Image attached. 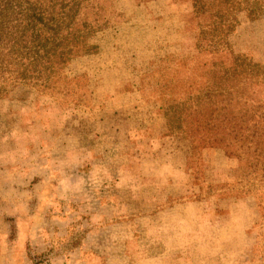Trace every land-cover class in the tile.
I'll return each mask as SVG.
<instances>
[{"label": "rangeland", "instance_id": "rangeland-1", "mask_svg": "<svg viewBox=\"0 0 264 264\" xmlns=\"http://www.w3.org/2000/svg\"><path fill=\"white\" fill-rule=\"evenodd\" d=\"M94 3L96 53L47 85L3 83L0 264H264V79L233 92L259 125L247 149H192L159 99L195 60L191 3ZM238 21L232 50L264 65V16Z\"/></svg>", "mask_w": 264, "mask_h": 264}, {"label": "trees", "instance_id": "trees-1", "mask_svg": "<svg viewBox=\"0 0 264 264\" xmlns=\"http://www.w3.org/2000/svg\"><path fill=\"white\" fill-rule=\"evenodd\" d=\"M187 1L192 6L189 25L194 23L195 60L187 67L185 79H171L160 87V111L168 132L187 137L192 149L216 146L236 155L251 145V133L259 125L253 110L233 108V92L247 81L263 80L264 65L248 64L234 53L229 39L239 15L250 21L264 16V0ZM94 2L0 0V94L6 82L47 85L74 58L96 53L97 46L90 42L108 21L101 14L102 3ZM173 62L169 58L164 64ZM170 70L162 66L159 77H169Z\"/></svg>", "mask_w": 264, "mask_h": 264}]
</instances>
